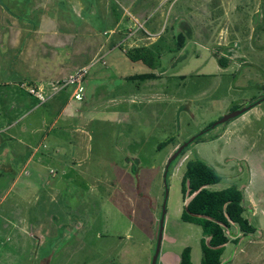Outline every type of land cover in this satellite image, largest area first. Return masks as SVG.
<instances>
[{"label":"rangeland","instance_id":"374dc122","mask_svg":"<svg viewBox=\"0 0 264 264\" xmlns=\"http://www.w3.org/2000/svg\"><path fill=\"white\" fill-rule=\"evenodd\" d=\"M52 1L43 0L42 14L55 21L45 31L61 44L45 47L57 51L63 63L74 49L87 52L91 45L86 95L73 103L92 118L68 123L62 117L51 127L74 84L56 93L41 88L45 102L30 93L28 86L34 85L27 81L23 87L0 84V132L22 133L27 125L42 135L74 137L72 129L79 125L92 136V149L81 154L62 147L57 154L49 139L40 148L51 152L42 156L44 166L23 168L25 151L13 153L10 143L0 145V164L13 162V170L0 169V264H151L164 206L157 264H181L186 246L192 248V263L200 264L202 228L181 218L182 177L187 161L196 158L222 176L211 189L235 185L243 190L244 216L257 227L247 235L236 224L226 229L231 240L221 264H264V115L250 120L247 111L213 126L175 159L165 177L168 159L180 144L264 97V0H234L228 10L207 7L194 11L196 18L186 0H59L69 10L64 12ZM62 14L70 16L71 25ZM179 34L182 47L176 42ZM153 45L161 52L152 67L126 53ZM222 54L230 60L224 73L216 58ZM142 73L155 78H129ZM137 92L134 103L109 100ZM260 104L264 111V101ZM17 175L36 186L28 187L24 199L16 194L20 187L9 188Z\"/></svg>","mask_w":264,"mask_h":264},{"label":"crops","instance_id":"0c3cea01","mask_svg":"<svg viewBox=\"0 0 264 264\" xmlns=\"http://www.w3.org/2000/svg\"><path fill=\"white\" fill-rule=\"evenodd\" d=\"M25 1L26 3L24 0H15V3H10L8 0H0V84L5 86L10 85L11 83L19 84L22 81H27L36 87H40L44 90H50L53 89L52 87L55 82L58 80H64L74 71L86 66L87 60H91L93 58L91 45L87 48V52L85 51L86 47L83 49L81 47L74 49L72 55L67 58L65 62L61 63L59 60V53L55 50H50L44 45L45 43H52V45L50 44L51 48H59L61 43L59 41L60 38L54 36L53 34L51 35L46 33L47 31H45L46 26H49L50 24L53 26L55 21L52 20L50 16L42 14L44 5L43 0ZM55 1L53 0L52 4H57L60 12L69 11L66 10L67 8L63 7V5H58L59 0ZM73 1L80 4V0ZM160 2L172 3V0H160ZM186 2L191 3L188 9L192 12V17L195 14L194 11L202 12V10H205L207 7L211 10L220 9V7H223L224 10H228L234 0H186ZM211 5L212 7H210ZM39 11L40 13L38 14ZM21 12H28L29 15L22 14ZM66 16L70 17L69 15L62 14L61 20L64 21V23H70L71 25L73 20L71 18H67ZM198 16L201 18L203 17L199 14ZM89 27H91L90 24H88V28ZM49 57L51 60L48 62L46 61V58ZM229 68L230 66L225 68L219 66L218 70L221 73H224L227 72ZM161 74L162 73H160V75ZM85 95L86 94H84L83 99ZM138 95H140V92L130 93L128 96L122 94L118 97L116 96L117 98L113 97L109 100L116 103H123V101L129 99L132 103H134ZM8 96L9 94L5 93V97ZM73 99L75 98H73L71 94L65 101L57 117L51 121V127L54 126V124L62 117H64L66 122L68 120V123L76 117L79 119L88 118V113L83 112L81 104H76V106H74L75 103H73ZM260 105L261 104H258L248 111L250 120L252 116H255L257 119L264 115V111L260 108ZM115 114L120 115L121 112H115ZM125 116L129 117L127 113H125ZM249 118H244V116H242L241 119H246L245 121H248ZM235 121L236 120H234L233 123H236ZM81 127L82 126L77 125V127L72 129V131H77L74 137H62L60 135V138L58 135H51L48 132L43 133V135L39 134V128H31L29 130V127L25 125V128L23 127L24 134L23 132L21 133L16 131L0 132V145L10 143L14 149L12 150L13 153L14 151L17 153L18 150L20 153L25 151L26 159L24 161L23 168H25L28 164H34V168L37 166L42 168L44 166L42 163V156H50L51 152H57L58 154L62 147H67V149L73 147L74 150L79 151L81 154H86L91 151L93 138L87 131L81 129ZM38 134L41 136H38ZM64 138L67 139L65 140ZM49 139L52 140L55 148H52L51 152H41L40 148H46V142ZM72 154L75 153L72 152ZM0 169L4 171L13 170V162L9 160L8 163H1ZM87 170L90 171L91 167H88ZM34 185L35 183L30 180L27 181L25 179H21L19 175H17L11 181L9 188L10 190L14 188L17 191V187H20V191H17L16 194L20 198L24 199L28 196L26 190L28 191L30 187H36ZM21 188H23V190H21ZM188 200L189 199L187 197L184 202L186 203ZM191 259H193L192 248Z\"/></svg>","mask_w":264,"mask_h":264},{"label":"trees","instance_id":"16d2710c","mask_svg":"<svg viewBox=\"0 0 264 264\" xmlns=\"http://www.w3.org/2000/svg\"><path fill=\"white\" fill-rule=\"evenodd\" d=\"M176 42L178 47L184 45L182 34L178 35ZM160 52L161 50L153 45L151 47H135L126 53L132 61H143L152 67L155 65L153 64L155 59L160 58ZM216 58L221 67L229 66L230 60L227 55H217ZM129 78L145 80L155 78V73H142ZM255 102L250 104L254 105ZM200 137H196L193 141L200 139ZM171 141H173V138L160 142L158 149H161ZM188 146L180 155L185 154ZM221 179L222 176L217 169L200 158L191 159L186 163L181 191L184 201L188 196L190 198L184 205L181 218L202 228L204 237L201 240L202 258L200 264H221V256L225 245L231 240V237L226 232V229L230 228L231 224H236L239 231L244 235L254 233L257 230V227L244 216L246 208L242 189L235 185L220 190H214L209 187L212 184L219 183ZM232 240H238V237L234 236ZM180 263L193 264L191 246H186L182 250Z\"/></svg>","mask_w":264,"mask_h":264},{"label":"water","instance_id":"95a60500","mask_svg":"<svg viewBox=\"0 0 264 264\" xmlns=\"http://www.w3.org/2000/svg\"><path fill=\"white\" fill-rule=\"evenodd\" d=\"M262 101H264V97L257 100L254 105L253 104H249L247 106H244L242 108L230 111L228 113H226L225 115H223L217 122L213 123L212 125H210L208 128H206L205 130H203L201 133L193 136L192 138H190L189 140H187L186 142L180 144L175 152L171 155V157L168 159V162L166 164L165 167V177L168 174V170L170 165L173 163V161L180 155V153L189 145L190 142H192L196 137L201 136L203 133L207 132L209 129H211L213 126H216L218 124L224 123L232 118H236L242 114H244L245 112L249 111L251 108H253L254 106L260 104ZM165 206L163 208V213H162V217H161V221H160V231H159V235H158V240H157V246H156V250L154 253V256L152 258L151 264H157V260H158V256H159V252H160V247H161V241H162V236H163V223H164V218H165Z\"/></svg>","mask_w":264,"mask_h":264},{"label":"built area","instance_id":"2783aa9c","mask_svg":"<svg viewBox=\"0 0 264 264\" xmlns=\"http://www.w3.org/2000/svg\"><path fill=\"white\" fill-rule=\"evenodd\" d=\"M88 67L84 66L73 73H71L68 78L62 82H60L58 85H55L53 88V93L58 92L63 87H66L69 84H74L75 88L72 92V96L75 99L81 100L83 98V91H84V78L87 75ZM62 83V84H61ZM28 85V84H27ZM21 86H26V83L21 82ZM29 91L30 93L34 94L41 102H45L48 99V96L45 94V92L40 87H34L29 85Z\"/></svg>","mask_w":264,"mask_h":264}]
</instances>
